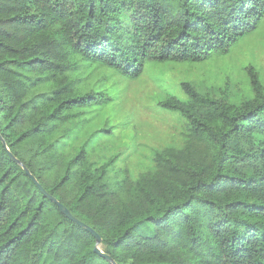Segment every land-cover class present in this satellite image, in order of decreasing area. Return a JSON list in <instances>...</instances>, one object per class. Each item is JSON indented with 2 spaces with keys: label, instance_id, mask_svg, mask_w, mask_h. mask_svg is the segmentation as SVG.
<instances>
[{
  "label": "trees",
  "instance_id": "1",
  "mask_svg": "<svg viewBox=\"0 0 264 264\" xmlns=\"http://www.w3.org/2000/svg\"><path fill=\"white\" fill-rule=\"evenodd\" d=\"M264 18V0H0V134L39 184L102 237L117 264H264V80L253 95L182 88L163 107L189 123L183 147L134 184L92 169L84 147L55 151L59 123L102 102L84 75L138 79L148 63L228 53ZM0 139V264H110Z\"/></svg>",
  "mask_w": 264,
  "mask_h": 264
},
{
  "label": "rangeland",
  "instance_id": "2",
  "mask_svg": "<svg viewBox=\"0 0 264 264\" xmlns=\"http://www.w3.org/2000/svg\"><path fill=\"white\" fill-rule=\"evenodd\" d=\"M251 67L264 80V18L228 53L204 62L148 63L138 79L95 67L84 75L83 84L102 102L74 110L71 120L58 124L55 151L63 158L84 147L92 169L110 163L109 180L135 184L143 174L155 171L158 152L187 142L188 121L166 110L163 102H187L182 84L188 82L202 90L228 88L231 101L239 105L253 95Z\"/></svg>",
  "mask_w": 264,
  "mask_h": 264
},
{
  "label": "water",
  "instance_id": "3",
  "mask_svg": "<svg viewBox=\"0 0 264 264\" xmlns=\"http://www.w3.org/2000/svg\"><path fill=\"white\" fill-rule=\"evenodd\" d=\"M0 139L2 140L5 149L7 150L9 156L14 159L16 161V163H18L19 165H21V167L25 170V172L28 174V176L34 181V183L36 184V186L44 193V195L49 198L50 200H52L54 203H56L60 209V211L69 219L71 220L73 223L77 224L78 226H80L81 228L89 231L96 239V244H95V248H94V252L99 255L101 258L105 259L106 261H108L110 264H117L114 259L108 255L107 253L104 252L103 247H102V237L92 228L90 227L88 224L82 222L80 219H78L77 217H75L70 211L69 209L64 206L62 203H60L55 197H53L52 195H50L38 182V180L36 179V177L34 175H32V173L30 172V170L18 159L15 158V156L12 154V152H10L9 148L7 147L6 142L4 141V139L2 138L1 134H0Z\"/></svg>",
  "mask_w": 264,
  "mask_h": 264
}]
</instances>
